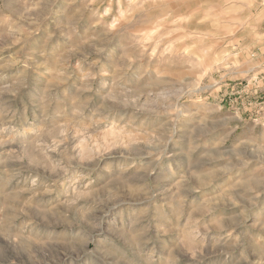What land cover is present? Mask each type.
I'll return each mask as SVG.
<instances>
[{"label":"rangeland","instance_id":"374dc122","mask_svg":"<svg viewBox=\"0 0 264 264\" xmlns=\"http://www.w3.org/2000/svg\"><path fill=\"white\" fill-rule=\"evenodd\" d=\"M0 264H264V0H0Z\"/></svg>","mask_w":264,"mask_h":264}]
</instances>
